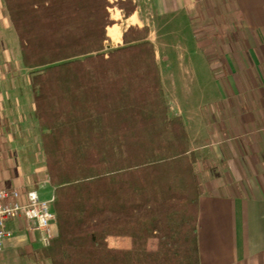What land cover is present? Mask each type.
I'll return each instance as SVG.
<instances>
[{
  "label": "trees",
  "instance_id": "16d2710c",
  "mask_svg": "<svg viewBox=\"0 0 264 264\" xmlns=\"http://www.w3.org/2000/svg\"><path fill=\"white\" fill-rule=\"evenodd\" d=\"M52 188L50 264H200L201 195L182 120L170 118L148 28L107 58L106 0H2ZM124 16L133 0L120 1ZM153 244V245H152Z\"/></svg>",
  "mask_w": 264,
  "mask_h": 264
},
{
  "label": "crops",
  "instance_id": "0c3cea01",
  "mask_svg": "<svg viewBox=\"0 0 264 264\" xmlns=\"http://www.w3.org/2000/svg\"><path fill=\"white\" fill-rule=\"evenodd\" d=\"M133 2L134 12L123 16L120 26H146L154 46H177L178 65L166 69L183 75V93L169 98L168 112L184 123L201 189L200 264H264V0ZM10 28L0 0V78L9 70ZM187 74L193 82L194 75L209 74L210 81L189 90ZM0 86L22 90L19 84ZM210 91L214 94L205 102ZM30 102L33 117L32 92ZM25 112L18 117L27 116ZM30 185L25 189L52 197L45 179ZM6 224L7 264H47L38 257L43 246L34 221L19 217Z\"/></svg>",
  "mask_w": 264,
  "mask_h": 264
},
{
  "label": "rangeland",
  "instance_id": "374dc122",
  "mask_svg": "<svg viewBox=\"0 0 264 264\" xmlns=\"http://www.w3.org/2000/svg\"><path fill=\"white\" fill-rule=\"evenodd\" d=\"M106 1L108 2L106 7L108 25L106 26V39L103 43V48L99 51V53L105 58L109 56V53L113 49L124 45L122 35L127 28L130 26H137L135 24H129L126 28L124 25L120 26L121 19H124V10L119 3L120 1L123 2L125 0ZM127 23L124 22V24ZM110 27L117 28V32L119 33L117 38L109 34ZM12 31L13 30L11 29L8 42L10 58L9 70L5 73L7 74L6 76L0 78V82L4 84V87H9L11 83L19 84L21 85L22 90H6L0 86V186L4 188H13L17 186L18 188L20 187V182L18 181H21L24 185L22 184L21 186L23 187L18 189L25 191V188L31 187L30 181H44V179L47 181V179L46 176H44L45 162L40 145L41 132L38 128L36 119L30 114V98L32 92L31 78L34 72H32L33 70L24 69L20 64L19 59L16 58L17 43ZM172 44L174 47L177 45L174 41ZM152 45L155 52L156 64L159 69L163 97L168 109L169 98L172 100L176 99V96L179 95L181 97L183 93V89H181L183 88V84L180 82L181 80H179L183 75L178 74L175 70H172L173 72L169 73L168 69H166L168 66L175 67L178 65L179 58H177V46L175 50V48L173 49L171 46H163L162 43H156V46L152 43ZM191 63L195 64L194 57H191ZM185 76L187 77V80L184 79V81H186L189 90H196L198 85L205 86L210 81L209 74L194 75L195 82H193L192 75L187 74ZM210 92L213 93H208L207 96L204 97L203 100L205 102L209 101L212 94H214V91ZM22 111H26L28 114L25 112L27 116L22 115L19 118V112ZM168 116L170 117L169 112ZM175 117L177 116L170 118ZM189 156L192 158L191 153ZM39 186H41V184ZM40 188L44 189V186H41ZM7 261L8 252L4 250L3 245V249L0 251V264H7ZM46 263L50 264V262L47 261Z\"/></svg>",
  "mask_w": 264,
  "mask_h": 264
},
{
  "label": "built area",
  "instance_id": "2783aa9c",
  "mask_svg": "<svg viewBox=\"0 0 264 264\" xmlns=\"http://www.w3.org/2000/svg\"><path fill=\"white\" fill-rule=\"evenodd\" d=\"M52 204L53 197L42 198L36 189L0 188V251L9 236L7 221L19 217L35 222L33 229L39 231L41 244L47 247L56 236Z\"/></svg>",
  "mask_w": 264,
  "mask_h": 264
},
{
  "label": "bare ground",
  "instance_id": "6f19581e",
  "mask_svg": "<svg viewBox=\"0 0 264 264\" xmlns=\"http://www.w3.org/2000/svg\"><path fill=\"white\" fill-rule=\"evenodd\" d=\"M109 34L113 37H118L119 33L117 32V28L116 27H110L109 28Z\"/></svg>",
  "mask_w": 264,
  "mask_h": 264
}]
</instances>
